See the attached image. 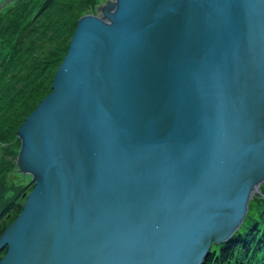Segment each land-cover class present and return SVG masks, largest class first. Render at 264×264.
<instances>
[{"label": "water", "instance_id": "1", "mask_svg": "<svg viewBox=\"0 0 264 264\" xmlns=\"http://www.w3.org/2000/svg\"><path fill=\"white\" fill-rule=\"evenodd\" d=\"M95 12L15 132L0 264H203L264 182V0Z\"/></svg>", "mask_w": 264, "mask_h": 264}, {"label": "trees", "instance_id": "2", "mask_svg": "<svg viewBox=\"0 0 264 264\" xmlns=\"http://www.w3.org/2000/svg\"><path fill=\"white\" fill-rule=\"evenodd\" d=\"M101 1L0 0V234L25 198L22 187L4 181L13 168L12 174L27 175L16 168L15 132L50 91L77 18L85 11L96 13ZM203 264H264V182L239 229L226 242L212 244Z\"/></svg>", "mask_w": 264, "mask_h": 264}, {"label": "rangeland", "instance_id": "3", "mask_svg": "<svg viewBox=\"0 0 264 264\" xmlns=\"http://www.w3.org/2000/svg\"><path fill=\"white\" fill-rule=\"evenodd\" d=\"M4 1V0H3ZM106 0H102L101 2H99V3H103V2H105ZM98 3V4H99ZM98 4L96 5V6H98ZM96 6H95V8H96ZM35 13V10L34 11H32V14H34ZM87 13H91V14H94L93 12H89V11H85L84 13H82V15H84V14H87ZM82 15H80V16H82ZM79 16V17H80ZM78 17V18H79ZM77 18V19H78ZM69 41V40H68ZM64 56V55H63ZM59 65V64H58ZM55 72V71H54ZM13 169H15V168H13ZM13 169H11V170H13ZM11 170H9L8 172H7V175L5 176V179H4V181H5V183L7 184V185H9V186H19V187H22L23 189H22V195H23V197H26V195H27V193L31 190V188H32V182H31V179H30V176H27V175H21V174H19V173H15V174H12L10 171ZM9 195H11V192H9ZM25 200V198H23V200H21V202L23 203V201Z\"/></svg>", "mask_w": 264, "mask_h": 264}]
</instances>
